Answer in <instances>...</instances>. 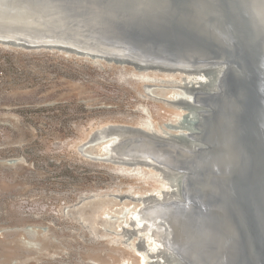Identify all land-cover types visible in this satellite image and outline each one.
<instances>
[{"label":"rangeland","instance_id":"rangeland-1","mask_svg":"<svg viewBox=\"0 0 264 264\" xmlns=\"http://www.w3.org/2000/svg\"><path fill=\"white\" fill-rule=\"evenodd\" d=\"M149 75L165 87L148 97L131 67L0 45V264H139L128 214L138 203L112 195L143 198L171 176L81 146L109 125L150 121L161 135L193 125L167 101L186 91L183 80ZM164 252L149 264H172Z\"/></svg>","mask_w":264,"mask_h":264},{"label":"bare ground","instance_id":"bare-ground-1","mask_svg":"<svg viewBox=\"0 0 264 264\" xmlns=\"http://www.w3.org/2000/svg\"><path fill=\"white\" fill-rule=\"evenodd\" d=\"M244 1L252 22L264 31V0ZM182 10L190 17L201 20L203 27L196 28L185 22H173L171 16L146 0H0V38L16 39L29 44L60 43L95 53L183 68L224 66L216 79L218 90L200 89L194 94L184 90L177 91L174 93L176 96H173L175 99L183 95L187 99L195 100L199 105L211 107L197 110L198 127L201 130H191V127L184 129L191 138L203 141L209 146L192 147L171 137L161 141L126 129L113 130L105 135L97 132L105 127L92 133L86 143H99L100 152L103 154L112 153L129 159H147L159 165H169L186 171L183 175V185L187 183L183 193L185 200L179 199L174 192L170 193L177 185L171 188L174 185L172 181H163L159 190H152V193L145 196L156 195L161 200L147 203L145 197L137 196L141 201L128 209L130 219H134V225L137 227L141 226L140 235L146 238V244L140 242L141 249L138 248L139 251H136L139 264H149L151 261L153 263L154 260L149 259L150 255L158 253L161 255L169 250L177 251L185 260L179 264H229L228 261L231 259L229 238L232 239V233L229 236V232L232 231L230 211L227 223H220V219L216 217L215 219L209 217L208 221L210 234L216 227L215 224L223 227L222 235L228 240L226 255L215 257L217 253L207 240L204 242L207 244L203 250L197 251L196 247H192V237H196L197 221L201 217L208 218L206 213L210 212L208 216H211L216 210L204 204L203 198L205 200L210 198L211 187L202 183V173L198 170L199 166L192 163V159L197 156L200 159L199 165L206 166L208 158L226 155L215 149L212 125L222 116L226 104L237 105L240 101L242 89L236 80L240 68L234 62L232 52H228L222 42L216 40L212 18L201 1L195 0L191 8L183 7ZM168 13L175 15L177 10L172 9L170 5ZM246 55L249 56V52L243 57L246 64L251 66ZM252 70H255V75L264 84L262 70L256 67ZM165 76H179L186 89L189 83L194 81L204 83L208 81L207 76L202 74L179 73ZM184 81L188 82L184 84ZM183 85L181 83V86ZM176 108L189 112L184 106ZM150 125L149 121L141 126L148 129ZM84 146L81 148L88 150L93 145L85 148ZM209 147L213 150L209 151ZM154 173L156 177L168 175L162 171ZM173 176L168 179L171 180ZM165 191L167 196H164ZM167 256L172 259L169 252Z\"/></svg>","mask_w":264,"mask_h":264},{"label":"water","instance_id":"water-1","mask_svg":"<svg viewBox=\"0 0 264 264\" xmlns=\"http://www.w3.org/2000/svg\"><path fill=\"white\" fill-rule=\"evenodd\" d=\"M159 8L165 14L171 16L173 22H185L192 24L196 28H202L201 20L190 17L182 10L191 8L195 0H146ZM207 9L212 18V23L215 28V38L218 42H222L224 48L228 52H232L234 62L240 68V74L237 79L240 83L242 91L240 92V101L237 105L226 104L223 107L224 113L220 116L212 127L213 140L216 143L215 149L218 152L226 155H216L208 158L206 166L199 165L197 156L192 159L195 166H199L201 171L202 183L211 187L212 193L210 198L204 199V204L207 207L216 208L211 216L206 213L207 217H202L197 221L196 237H192V247H196L197 251L203 250L206 246L204 242H210L217 258L228 253L226 242L224 239L223 227L215 224L214 230L208 231V221L210 218L220 219V223H227L230 211L231 223L229 232L232 233L229 238L231 245V259L229 264H264V84L259 80L252 70L256 67L262 70L264 76V31L254 25L247 9L245 8L244 0H199ZM177 10V14H169V6ZM183 6V7H182ZM177 15V16H176ZM0 45L7 48H16L25 51H50L64 54L65 56H74L94 64L107 63L120 67H131L143 82L146 96H152L157 88L165 86L157 85L165 81H159L151 77L150 73L168 75V74H187L197 75L202 74L207 76V83L197 80L189 83L188 90L195 93L197 90L203 89L206 91L218 90L216 79L218 72L223 70L224 66H214L210 68H183L179 66H169L160 63L143 62L130 57H121L114 55H105L79 49L77 47L54 43V44H29L25 41L16 39L0 38ZM232 50V51H231ZM249 52L247 62L243 55ZM261 68V69H260ZM213 81L212 83H210ZM158 82V83H157ZM170 82V81H168ZM185 82L188 81H184ZM195 85V86H194ZM208 85V87H206ZM171 105L184 106L189 112L188 115L194 116L191 130H201L198 127V109L211 107L197 104L195 100L187 99L185 96H180L175 99L167 100ZM167 129L177 130L173 124H167ZM117 129H126L128 131L138 132L144 137H152L161 141H166L169 137L175 141L186 143L189 146L196 147L198 145L209 146L203 141L191 138L187 133L180 132L178 135H171L163 129V135L159 134L151 123L148 129L142 126H126V125H109L105 129L97 131L99 134H107ZM184 139H187L185 141ZM85 143L84 148L89 145ZM213 149L209 147V151ZM106 161H110L115 165L132 168L134 171L138 168H148L153 171H162L173 176L171 181L176 187L173 191L179 199L185 200L183 175L186 173L184 169L175 168L169 165H159L147 159H129L119 157L112 153L105 154ZM16 162L8 161L9 164ZM218 187V189H217ZM222 197H221V195ZM218 196H217V195ZM121 201L129 199L134 202H139L141 199L137 196H115ZM167 196V192H164ZM96 198L95 195L83 198L76 206H80L83 202ZM147 203L161 200L156 195L145 197ZM201 200V196H200ZM202 201V202H203ZM222 202V203H221ZM221 204L222 207L218 208ZM225 206V207H224ZM132 226V232L129 233L139 238L142 244H146V238L140 235L141 226L134 225V219H129ZM123 230H126L123 227ZM227 232V230H225ZM192 232V231H191ZM193 233V232H192ZM227 236V235H226ZM197 240V242H193ZM205 240V241H204ZM204 243V244H203ZM172 257V264L185 262L181 255L175 250L168 251ZM202 253V252H201ZM200 254V253H199Z\"/></svg>","mask_w":264,"mask_h":264}]
</instances>
